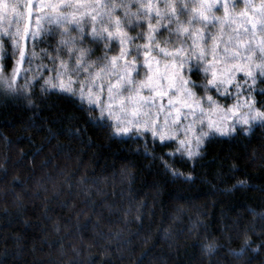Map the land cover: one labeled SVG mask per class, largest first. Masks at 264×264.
I'll return each instance as SVG.
<instances>
[{
	"label": "trees",
	"instance_id": "obj_1",
	"mask_svg": "<svg viewBox=\"0 0 264 264\" xmlns=\"http://www.w3.org/2000/svg\"><path fill=\"white\" fill-rule=\"evenodd\" d=\"M4 2L18 4L19 11L24 12L28 0ZM31 2L39 4L41 0ZM65 2L73 5L151 3L138 0ZM180 2L189 6L191 16H196L191 11V0ZM136 11L137 8H131V12ZM140 11L144 15L133 17L129 26L132 22L143 23V29L136 27L128 33L130 36L139 37L142 32L146 36L149 32L146 9ZM91 12V8L80 12L71 8L64 14L75 15L91 32L92 21L86 18ZM117 12L118 18L128 19L123 8H117ZM151 15L152 26L157 27L155 13ZM181 19L187 20L188 16ZM24 23H28L27 16ZM33 23L34 19L31 27ZM163 23L167 25L168 21ZM172 31L175 32V27ZM172 36L165 28H159L157 42L163 44L171 39V44L166 45L169 47L176 44ZM59 40L57 34L54 45ZM145 43H148L146 39H136L131 49L133 55H136L135 45ZM100 47L97 56L103 57V43ZM29 51L36 52L37 61L53 66L48 57L41 58L39 46L32 49L30 45ZM11 68L12 63L9 77ZM261 89L264 84L258 81L253 93L257 106L264 102V96L259 95ZM36 96L49 101L39 118L33 117L26 101L8 102L0 95V136L12 142L7 147L0 140V252L6 253L8 264H36L37 257L55 254L61 246L65 250L79 247L78 258L70 253L74 264H91L104 258L90 252L87 245L110 249L108 256L113 253L114 258L116 251L131 252L135 264H249V261L264 264V252L255 255L249 249L239 259L230 255L239 252L245 244L256 248L264 235L260 232L264 225V192L260 190L264 188V129L256 127L253 134L230 142L217 135L224 142L205 143L202 148L205 158L195 168V184L173 183L160 169L150 168V161L133 155L137 145L120 143L118 138L110 140L112 130L88 126L85 121L90 114L76 111V106L56 96L45 97L39 88ZM69 115L78 119L71 122L62 119ZM94 115L99 118V111ZM29 124L34 127L25 131ZM77 126L82 135L73 138ZM49 130L57 134L50 143ZM192 166L189 162L183 169L186 175ZM233 166L239 171L230 174ZM129 177L134 180L130 182ZM84 178L88 180L86 184L81 182ZM240 181H246L244 189L232 190ZM143 204L147 207L142 208ZM109 205L113 207L110 209ZM45 209L50 210L47 217ZM246 228L256 230L246 234ZM207 243L216 248L212 256L202 250L201 246ZM123 259H117V264Z\"/></svg>",
	"mask_w": 264,
	"mask_h": 264
},
{
	"label": "snow or ice",
	"instance_id": "obj_2",
	"mask_svg": "<svg viewBox=\"0 0 264 264\" xmlns=\"http://www.w3.org/2000/svg\"><path fill=\"white\" fill-rule=\"evenodd\" d=\"M19 7L18 4H7L4 0H0V21L7 20L8 25L0 31V74H2L0 75V89H2L0 95L8 102L26 101V106L33 112L34 118L42 116L44 107L49 103L47 99H37L36 89L39 88L45 97L56 96L59 100L76 106V111L90 114L85 121L88 126L101 131L112 130V134L109 136L110 140L118 138L120 143L137 145L133 155L150 161V168L160 169L173 183L179 182L188 185L196 182L195 168L205 158L202 151V146L205 143L224 142L218 140L217 135L227 138L230 142L238 137L253 134L256 127L264 129V102H260L257 106L253 97L245 96L244 105L239 103V97L243 95L244 84L240 83L235 73L241 71L242 68L233 66L229 74L222 79L218 78L220 70L216 68L217 62H223L225 65L234 64L238 58L239 64L243 65L246 60L251 59L247 56V52L252 51L251 47L249 46L242 53L240 44L234 43L241 38L230 36L225 41L224 33L221 32L219 37L213 36L214 44L211 50L213 61L209 63L207 60L208 49L202 46L204 37L200 30L193 31L191 27L195 22V17L189 14V6L180 0L175 3L166 2L163 8L151 3L144 5L135 2L130 4L77 3L73 5L65 0H41L39 4L28 0V3L24 5V12L19 11ZM133 7L137 8L136 12H131ZM220 7L224 8L225 19L217 21L212 16V11L213 9L219 11ZM248 7L252 8L253 17L257 13L259 14V31L264 33V3L259 6V9H256L255 6ZM71 8H74L76 12L86 8L92 9L91 14L86 17L92 21L91 32L88 31L85 23L77 19L75 15L70 17L64 14L67 9ZM117 8L124 9L127 20L118 18ZM140 9H146L149 32L146 36L142 32L139 37H133L128 33L134 31L136 27L143 29V23L132 22L129 26L133 17L140 18L144 15ZM153 11L157 27L152 26L151 14ZM192 11L196 12V8L193 7ZM186 15L188 16L187 20L181 19ZM25 16H27L28 23H24L21 27ZM198 16L201 29L215 26L217 22L223 26L226 20L231 19L230 6L228 4L210 3L205 5L202 3L199 5ZM33 19L34 30L31 27ZM165 20L168 21L167 25L163 23ZM250 23L253 32H255L258 26L257 20L250 18ZM13 24H15V31H12ZM173 27H175L174 33ZM159 28H165L170 37L174 34L180 47L176 48L173 45V50H170L166 45L171 44V39L163 44L158 43ZM247 31L248 29L245 28V32ZM72 33H76V35L73 36ZM57 34H59L60 40L58 44L54 45ZM162 34L159 32V35ZM181 36L184 39H181ZM136 39H146L148 43L135 45L136 55H133L131 49ZM189 39L192 41L190 45L187 44ZM117 40L120 43V54L109 58L108 52L115 51V41ZM29 41H31L32 49L39 46L41 58L48 57L53 65L51 69L47 65H38L36 71L39 73V78L33 74L31 81L28 79L31 67L27 71L24 70L25 64L31 65ZM101 43L105 49L103 57L97 56V53L101 52ZM220 45L224 46L223 53L218 52ZM157 49L165 58L163 70L159 67V61H157V67L153 68L152 60ZM198 49L199 51H197ZM141 50L144 54L142 65L140 63ZM260 51L264 53V45L261 46ZM65 54L68 57L67 61L64 59ZM31 57L33 59L36 57L35 51H32ZM93 57L96 59L93 60ZM73 59L75 60L74 66ZM57 60L60 61L59 68L56 67ZM121 60L124 61L123 64L120 63ZM10 63H12V68L9 77L7 73ZM145 69L147 70L145 80L137 83L136 77ZM49 72H52L53 75H48ZM201 72L204 73L203 78ZM209 73L212 78H208ZM73 74L76 75L75 79L72 78ZM244 75L251 80L252 85L256 84L257 79L260 84H264V56L261 57V63L255 69L250 67ZM113 77L115 78L114 83ZM202 79L207 80V85L198 83ZM21 80L24 81L22 85ZM105 80H107V84H105ZM231 87L236 89L238 102L225 110V116L228 117V114L231 113L230 118H234L233 122L227 125L217 124L208 118L206 123L207 113L203 107L204 96L215 88L227 101L231 98ZM105 88L108 93L107 105L102 98ZM144 88H147V93L141 95V90ZM125 93H128L126 97ZM259 95L264 96V89L259 91ZM181 97L183 103H181ZM77 98L79 102H77ZM165 98H167V105L163 102ZM118 100L120 101L119 108L124 115L115 124L109 123V120L117 115L116 107L113 105ZM207 100L209 108H212L216 103L212 95H207ZM85 103L88 104L87 108L84 107ZM178 104L180 107L177 106ZM245 106L247 111L241 113L240 109ZM144 109H148V112L145 113ZM97 110L100 113L99 118L94 115ZM153 110H155V115H153ZM161 115L164 118L163 125L158 123ZM190 116L192 117L191 121H189ZM142 117L144 118L142 119ZM62 119L71 122L77 120L78 117L69 115ZM185 121L188 123L186 124ZM238 124L246 125L247 131L237 127ZM33 127L32 124H29L25 127V131ZM181 133H183V138H181ZM56 135L49 130L48 142L50 143ZM80 135L82 133L77 126V132L73 134V138H78ZM0 140H3L7 147L12 146V142L6 138L0 136ZM166 149L174 150L165 151ZM34 155L36 154L34 153ZM189 162L193 166L188 169L189 174L186 175L183 169L189 165ZM5 163H7L6 158ZM132 167L135 165L133 164ZM237 171L239 169L235 166L229 169L230 174ZM220 175L223 176L222 167ZM129 179L131 182L134 177H129ZM81 182L86 184L88 180L84 178ZM245 185L246 181H240L233 186L232 190H242ZM260 190L264 192V188ZM112 207L109 205L110 209ZM141 207L146 208L147 205L143 204ZM48 211L50 210L45 209L46 217ZM142 224L141 216V226ZM27 226L25 225V227ZM255 230V228H246L244 231L247 234ZM57 231H59L58 228ZM260 232L264 233V225L261 226ZM201 247L203 252L209 256H212L216 251V248L210 243ZM249 249L255 255L264 252V235L261 236V244L256 248H252L251 244H245L239 252L230 253V255L239 259Z\"/></svg>",
	"mask_w": 264,
	"mask_h": 264
},
{
	"label": "rangeland",
	"instance_id": "obj_3",
	"mask_svg": "<svg viewBox=\"0 0 264 264\" xmlns=\"http://www.w3.org/2000/svg\"><path fill=\"white\" fill-rule=\"evenodd\" d=\"M138 1L144 2L146 4H147V2L150 1L154 6H159V7L163 8V6H161V5L163 2L165 3L166 0H138ZM191 2H192L191 11H192L193 7L196 8V12H194V14L196 15L195 16L196 21L194 22V24L191 27H192L193 31L200 30L201 35L204 37V41L202 43V46L208 49L207 60L209 63H211L213 61V56H212V51H211L213 44H214L213 36L219 37L221 32L224 33L223 39L225 41H227L230 36H239L241 39L234 41V43L240 44V50L242 53H244L246 51V49H248L249 46L251 47L252 51L247 52V56L250 57L251 59L246 60L243 65L239 64V58L234 62V64L225 65L223 62H217L216 63V68L220 70L218 73V78H220V79L225 78L229 74V72L231 71L233 66H238V67L242 68V70L236 72L235 75L238 77L240 83L244 84L243 95H241L239 97V103L241 105H244L245 96L253 97V93L256 90L257 82L259 81V79H257L256 84L252 85L251 80L248 79L247 77H245L244 73L246 71H248L250 67L252 69H255L256 66L261 63V57L264 56V53H261V51H260L261 46L264 45V33H261L259 31V14L257 13L253 17L252 8L248 7V6H255L256 9H259V6L262 3H264V1L263 0H191ZM202 3L205 5L210 4V3L228 4L230 6L231 19L226 20L225 23L223 24V26L217 22V23H215V26H209L206 29H201L198 12H199V5ZM232 5H234V7H231ZM212 16H214L217 21L225 19L224 8L220 7L219 11H216L215 9H213ZM250 18H255L257 20L258 26H257V30L255 32H253V30H252ZM7 26H8L7 20L0 21V31H2ZM21 27H23V21L21 22ZM32 28L34 30V23L32 25ZM245 28L248 29L247 32H245ZM12 31H15V24H13V26H12ZM61 31H62V29H61ZM181 39H184V37L181 36ZM172 40L175 41V43H176V44H174L175 47L177 46L176 48H179L180 44L177 42L175 35L172 36ZM191 42H192L191 39H189L187 41V44L190 45ZM30 45H31V41H29V46ZM172 46L173 45H170L168 48L170 50H173ZM197 51H199V49ZM223 51H224V46L220 45L218 48V52L223 53ZM31 53L32 52L29 51V58L31 59V65H28V64L24 65L25 71H27V69L29 67H31V71L28 72V79L30 81L33 78V74H35L36 77L39 78V73L36 71L38 65H47V64H44V62L37 61L36 57L33 59L31 57ZM112 53L115 56H119V54H120V43L118 40L115 41V51H112ZM113 55L110 53V51L108 52L109 58H111V56H113ZM67 59H68V57L65 58L66 61H67ZM143 61H144V54L141 52L140 53L141 65L143 64ZM157 61H159L160 69L163 70V66L165 64V58L159 52L158 49L156 50V55L153 57V60H152L154 69L157 67ZM120 63L123 64L124 61L121 60ZM193 63H195V61H193ZM59 64H60V61L56 62L57 68H59ZM72 64H73V66L75 65L74 59L72 61ZM47 67L49 69H51L53 66L47 65ZM146 71H147L146 69L144 71H141L139 76L136 77L137 83H139V81L145 80V72ZM48 75H53V73L49 72ZM203 76H204V73L201 72V77L203 78ZM72 78L75 79L76 75L73 74ZM208 78H212L211 73L208 74ZM246 80H247V83H245ZM114 82H115V78L113 77V83ZM198 83H203V84L207 85V80L202 79L200 82L198 81ZM105 84H107V80H105ZM97 91H99V88H97ZM146 93H147V88H144L141 90V95H145ZM127 95H128V93H125V97ZM207 95H212L213 100L216 101V103L212 106V108L208 107ZM230 95H231V98L226 101L225 97L220 95L216 91V89L213 88L210 93H207L204 96L203 107H204L205 113H207V116L205 117L206 123H207L208 118H211L217 124L227 125V124H231L233 122L234 118H230L231 113H229L228 117H226L225 116V110L227 108H230L233 105L237 104V102H238L235 87L230 88ZM215 96L222 99V101H219L217 98H215ZM102 98L105 101V104L107 105L108 93H107L106 88L104 89ZM77 100H78V98H77ZM163 102L165 105H167V98H165ZM181 103H183L182 97H181ZM85 104L88 105L87 103H85ZM119 104H120V101L118 100L113 105L114 107H116V110H117V115H115L111 120H109L113 124H115L119 120V118L124 115V113L119 108ZM177 106L180 107V104H178ZM184 110L187 111V109H184ZM246 111H247L246 106L242 107L240 109L241 113L246 112ZM144 112L147 113L148 109H144ZM197 114L199 115V113H197ZM105 115H107V113H105ZM153 115H155V110H153ZM173 115H175V113H173ZM143 118L144 117H142V119ZM191 120H192V117L190 116L189 121H191ZM158 123H160L161 125L164 124L163 115L160 116ZM185 123L187 124L188 121H185ZM173 127H175V126H173ZM197 127H199V125H197ZM237 127H241L245 131H247L246 125L238 124ZM205 130L207 131V128H205ZM181 138H183V133H181ZM206 140H207V138H206ZM203 146H202V148H203Z\"/></svg>",
	"mask_w": 264,
	"mask_h": 264
},
{
	"label": "clouds",
	"instance_id": "obj_4",
	"mask_svg": "<svg viewBox=\"0 0 264 264\" xmlns=\"http://www.w3.org/2000/svg\"><path fill=\"white\" fill-rule=\"evenodd\" d=\"M86 248L91 249L90 252L104 257L103 259L95 260L94 262L92 261L91 264H117V259L120 257H124L120 264H135V260L133 259L131 252H127V254H125L123 252L116 251L114 258L113 253L111 256H108V249L103 246L93 248L91 245H87ZM70 253H75L78 258L80 256L79 247L73 246L71 249L65 250L63 246H61L55 254L37 257L36 264H74L73 257ZM5 255V252H0V264H8V261L5 259ZM61 257H64V259H61Z\"/></svg>",
	"mask_w": 264,
	"mask_h": 264
}]
</instances>
